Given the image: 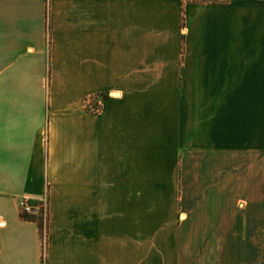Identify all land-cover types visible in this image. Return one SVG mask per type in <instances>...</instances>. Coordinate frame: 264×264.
<instances>
[{"label":"crops","instance_id":"0c3cea01","mask_svg":"<svg viewBox=\"0 0 264 264\" xmlns=\"http://www.w3.org/2000/svg\"><path fill=\"white\" fill-rule=\"evenodd\" d=\"M0 264H264V0H0Z\"/></svg>","mask_w":264,"mask_h":264},{"label":"rangeland","instance_id":"374dc122","mask_svg":"<svg viewBox=\"0 0 264 264\" xmlns=\"http://www.w3.org/2000/svg\"><path fill=\"white\" fill-rule=\"evenodd\" d=\"M205 3L207 4L209 2H205ZM185 26H186V18H185V16H183V18L180 20V24H179L180 30L179 31L183 30L185 32ZM180 34H181V32H180ZM52 85L53 84H51V83L50 84L45 83L41 89L49 90V89H51ZM34 89H37L36 85H35ZM38 89H39V87H38ZM102 95L103 94H100V95H98L97 98L91 97V98H88L87 100H85L84 104H85L86 109L98 111L101 107L100 101H101ZM176 195H177L176 190H173L172 196L170 194H168V195L160 194L157 196H155V195H153V196L137 195L138 199H137L136 204H137V206H153V208L160 210L159 213L163 219L169 218L171 220L173 219L174 222H176L179 219H181L183 213H185L184 210L182 209V206H177V202L175 200ZM22 204H23L22 206L24 207V209L27 206H30L32 208L31 205L34 204L35 207L32 208V209H35L33 212L34 213L33 216H35L39 221H44V223H46L47 218H48L47 217L48 208L50 206V198H49V194H48L46 187H45V191H44L41 199H37V198L32 199L30 197H27L23 200ZM26 212H28V211H26ZM253 246L254 247L257 246L259 248V243L253 244Z\"/></svg>","mask_w":264,"mask_h":264},{"label":"trees","instance_id":"16d2710c","mask_svg":"<svg viewBox=\"0 0 264 264\" xmlns=\"http://www.w3.org/2000/svg\"><path fill=\"white\" fill-rule=\"evenodd\" d=\"M31 206L32 208L35 207L34 204H32ZM33 214V212H26L24 207H22L20 217L25 221L36 222L39 227L41 238L45 240V237L47 236V221L46 223H44V221H39L35 216H33Z\"/></svg>","mask_w":264,"mask_h":264},{"label":"built area","instance_id":"2783aa9c","mask_svg":"<svg viewBox=\"0 0 264 264\" xmlns=\"http://www.w3.org/2000/svg\"><path fill=\"white\" fill-rule=\"evenodd\" d=\"M25 210L28 212H34L35 209H32L30 206L25 207Z\"/></svg>","mask_w":264,"mask_h":264}]
</instances>
